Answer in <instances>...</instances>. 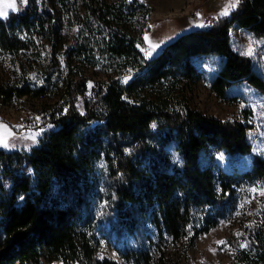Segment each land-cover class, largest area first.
Wrapping results in <instances>:
<instances>
[{
    "label": "trees",
    "instance_id": "obj_1",
    "mask_svg": "<svg viewBox=\"0 0 264 264\" xmlns=\"http://www.w3.org/2000/svg\"><path fill=\"white\" fill-rule=\"evenodd\" d=\"M79 1L30 0L22 12L0 18V53L11 59L25 55L33 39L51 42L46 80L57 65L55 42L63 21L77 28L61 48L69 77L60 102L42 116L41 125L53 130L29 153L0 150V264H42L43 259L119 264L95 254L96 236L105 231L107 238L132 241L122 253L126 261L148 262L147 223L157 236L185 239L190 248L236 210L238 189L264 180V158L252 154L248 140L251 126L172 103L159 89L165 82L198 80L191 58L214 55L221 62L210 82L217 98L227 100L239 84L264 96V79L252 60L230 44L234 27L264 38V0H240L228 15L216 16L208 28L180 34L149 60L137 46L150 7L137 0H81L80 14ZM99 59L107 60L116 77L133 73L132 79L88 86L84 70ZM146 88L155 98L141 96ZM45 93L46 88L32 90L22 81L1 87L0 100ZM170 144L181 157L178 163L165 153ZM211 149L227 157L228 165L217 174L206 159ZM99 160L113 190L98 216L92 169ZM259 214L260 223L246 225L239 239L226 242L234 250L232 264H264V210Z\"/></svg>",
    "mask_w": 264,
    "mask_h": 264
},
{
    "label": "rangeland",
    "instance_id": "obj_2",
    "mask_svg": "<svg viewBox=\"0 0 264 264\" xmlns=\"http://www.w3.org/2000/svg\"><path fill=\"white\" fill-rule=\"evenodd\" d=\"M29 1L0 0V13H3L0 18H6L11 12H22L28 6ZM40 1L38 0L36 3L40 4ZM137 1L144 3L152 10L147 17L137 46L145 60L157 55L180 34L194 27L197 29L208 28L215 17L232 3V0ZM9 4L13 7H9ZM53 6L55 5L51 1L50 8ZM77 9L80 14H84L81 0L78 2ZM231 10L228 8V13ZM201 24L205 26H199ZM76 31V26L69 27L63 21L61 36L58 35L55 42L57 65L50 73L48 80L44 77V70L52 44L47 39H33L32 46L22 57L11 59L0 53V88L22 81L26 82L32 90L40 87L46 88V93L38 98L23 96L8 103H3L0 100V125L4 126L0 127V136H4L8 140V147L0 146V150L29 153L39 146L45 133L53 130L51 125H41L42 116L60 102L63 82L69 77L61 56V48L62 44H70ZM145 37L148 39L145 40ZM21 38L30 39L25 34H21ZM149 43L159 46L150 55H146ZM230 44L235 52L252 60L254 70L264 79V38L256 37L245 29L234 27L230 32ZM249 50H251V55L246 54ZM191 60L200 72V78L196 81L180 80L177 83H162L159 89L164 88L163 90L166 92L164 97L172 103L185 104L206 116L224 121L240 120L251 126L248 140L252 146V154L264 158V96L246 84H239L228 91L227 100H221L210 90V82L221 66L219 57L198 55L192 57ZM109 66L106 59H99L95 66L85 69L84 74L88 77V86L91 87L96 82H107L111 79H116L121 83H127L132 79L133 73L116 77L113 68L111 69ZM145 95L148 98H155L154 90L148 88L141 92V96ZM77 107L79 111H82L83 99L81 97ZM6 132H11V137H7ZM33 136L34 140L30 138ZM165 153L170 162H180L181 157L177 154L174 144L165 147ZM206 159L213 167L215 174L220 168L228 165L227 157L220 151L209 150ZM240 161L238 160L234 164H238ZM92 174L96 182V193L92 202L95 213L99 216L113 190V183L107 176L103 160L93 164ZM262 193H264V180L246 184L238 189L236 210L222 219L209 233L199 236L190 248H186L185 239L173 242L166 235L162 238L157 236L154 228L147 223L151 239L148 249L149 261H142L139 264H232L231 256L234 254V250L226 242L239 239L246 225L261 222L259 211L264 210V194ZM96 240L95 254L98 258L112 259L119 264H136L126 261L122 257L125 247L133 245L130 239H127V243L124 240L118 242L114 236L107 238L105 231L98 233ZM241 247L244 248L245 244L242 243ZM42 264L63 263L48 262L43 259Z\"/></svg>",
    "mask_w": 264,
    "mask_h": 264
},
{
    "label": "snow or ice",
    "instance_id": "obj_3",
    "mask_svg": "<svg viewBox=\"0 0 264 264\" xmlns=\"http://www.w3.org/2000/svg\"><path fill=\"white\" fill-rule=\"evenodd\" d=\"M25 2H26V0H25ZM239 3H240V0H232V3L228 6V8H231V9H235L238 5H239ZM9 7H13V5H11V4H9L8 5ZM228 8H226L224 11H222L221 13H220V15H228L229 13H228ZM3 13H0V15H2ZM199 26H201V27H203V26H205V25H203V24H201V25H199ZM148 38L147 37H145V40H147ZM159 45L158 44H154V43H149V50L145 53L146 55H150L151 54V52L152 51H154L155 50V48H157ZM247 55H251V50H249V52L248 53H246ZM65 111H67V110H65ZM38 119V118H37ZM0 127H4V126H2V125H0ZM11 132H6V136L7 137H11ZM31 139H35V137L33 136V137H30ZM0 146H3V147H5V148H7L8 147V140L4 137V136H0ZM262 194H264V193H262ZM20 199L22 200L23 199V197L21 196L20 197Z\"/></svg>",
    "mask_w": 264,
    "mask_h": 264
},
{
    "label": "crops",
    "instance_id": "obj_4",
    "mask_svg": "<svg viewBox=\"0 0 264 264\" xmlns=\"http://www.w3.org/2000/svg\"><path fill=\"white\" fill-rule=\"evenodd\" d=\"M192 29H197V27H194V28H192ZM192 29H191V30H192Z\"/></svg>",
    "mask_w": 264,
    "mask_h": 264
}]
</instances>
